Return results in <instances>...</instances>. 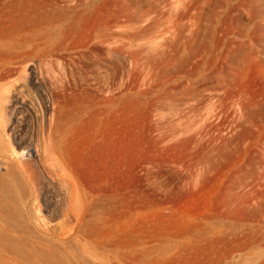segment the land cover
Masks as SVG:
<instances>
[{
  "label": "rangeland",
  "instance_id": "rangeland-1",
  "mask_svg": "<svg viewBox=\"0 0 264 264\" xmlns=\"http://www.w3.org/2000/svg\"><path fill=\"white\" fill-rule=\"evenodd\" d=\"M77 1L54 0L67 48L0 88L3 139L42 148L50 126L71 128L70 182L41 188L40 212L58 226L75 186L97 220L78 238L91 254L56 240L58 264H264V0Z\"/></svg>",
  "mask_w": 264,
  "mask_h": 264
},
{
  "label": "bare ground",
  "instance_id": "bare-ground-1",
  "mask_svg": "<svg viewBox=\"0 0 264 264\" xmlns=\"http://www.w3.org/2000/svg\"><path fill=\"white\" fill-rule=\"evenodd\" d=\"M57 4L58 2H54V0H0V88H4L6 90L14 86V83L12 80H10V77L13 74V69L15 68L16 63H20L27 58H33L37 55L40 57L50 56L56 50V48H67V45L64 44V42L68 39L65 38L66 36L62 38V42L60 44L57 43V46H54L52 42L57 39L55 36H51V27L53 26L52 23L55 18V14L58 10L61 9L59 8L61 7L60 3L59 5ZM69 5L72 4L69 3ZM67 7L72 9V7ZM91 8L94 9L95 7L93 8L92 5ZM88 10H90V8H88ZM78 11L79 9L77 10V12ZM82 11H84L83 8ZM79 12H81V10ZM63 16H65V13L63 14ZM93 23L95 22H92V24ZM77 24L74 23V25H71L74 28V26H76ZM79 25H77V27ZM92 28L94 27L92 26ZM123 28L124 26L121 29ZM74 43L76 42L74 41ZM41 44H44L45 47L42 51L38 52V47ZM101 53L102 54L99 53V55H101L102 57H98L102 59L103 57H105L103 56L105 55V53ZM79 54V56H81L84 53ZM109 56L111 57V54H109ZM101 59H99V61H101ZM117 67L118 66H116V68ZM30 81L33 82V79H31ZM111 99L113 100V98ZM13 101L16 102L17 99L13 98ZM4 110L6 109L4 108ZM63 127L64 126L59 128V130L55 124L50 126L47 136L49 139V144H44L42 148H40V146L37 143H34L32 140L31 142L30 140L26 141L22 139V137L19 136L20 134L18 135L16 132L7 133L4 139L0 136V168L3 169V171L0 172V259L2 258V262L3 259H6V261L4 260V264H18V262L24 264H32L33 260L35 259L39 260L43 264H58V262L61 261H59L57 258L59 252V249L56 247L57 242L68 249V254H73L76 257L85 258L86 255L91 254V252L88 251L86 244L81 243L78 240L79 236L81 237V235H85L84 233L80 232L81 227L84 224L91 222L92 220H97V218H90L87 213L90 209V201L85 194L81 195V193H79L75 189V186H73V188L69 187L70 191H68L67 189V191L64 192L62 196L58 195L59 193L57 194L55 192L57 196L61 197V199L56 198L55 201V203L57 202V208L55 207L58 212L57 216H59L61 220L58 226L49 225V220H47L46 217L43 216L40 212L42 203L41 201H43V196L41 199V194L39 190L43 187H47L48 185L53 184V180L55 179H61L64 184H68L70 182V176L68 174V171H65V169L68 168L66 149H69L68 146L70 145V143H68V146L66 145V140L69 139L67 137L69 135L68 132H70L69 129L71 128L66 130L67 127H69L66 126V124V129H64ZM7 129L9 131L11 130L9 125L7 126ZM68 141L70 142V140ZM68 149L67 151H69ZM38 167H40L41 169H39Z\"/></svg>",
  "mask_w": 264,
  "mask_h": 264
}]
</instances>
